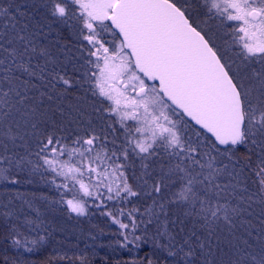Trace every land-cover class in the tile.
<instances>
[{"label":"snow or ice","instance_id":"6c2138e0","mask_svg":"<svg viewBox=\"0 0 264 264\" xmlns=\"http://www.w3.org/2000/svg\"><path fill=\"white\" fill-rule=\"evenodd\" d=\"M35 201L105 217L116 264H264V0H0L11 264L51 242Z\"/></svg>","mask_w":264,"mask_h":264},{"label":"trees","instance_id":"16d2710c","mask_svg":"<svg viewBox=\"0 0 264 264\" xmlns=\"http://www.w3.org/2000/svg\"><path fill=\"white\" fill-rule=\"evenodd\" d=\"M94 122L96 120L94 119ZM42 187L40 190L44 191L45 194H48V191L50 190V187L46 185H38ZM36 186V187H38ZM50 186V185H49ZM36 188L31 186H25L21 188V191H34ZM53 191V190H52ZM50 197L54 198L53 193H50ZM43 203V202H42ZM41 201H35L34 206H43ZM41 207V211L42 208ZM91 211H95V209H90ZM25 211H29L25 206ZM66 211V210H65ZM65 214L64 216L61 215L59 217L60 221V230L54 231L52 234L51 242L46 245L45 250L48 248V252H46L43 249H41L38 252H35L34 256L25 257L24 259L31 262V264H70V261L67 259L61 260V256L64 253H67L70 257H78L80 255L81 250L88 256V259L90 261V264H116L117 260H124L128 258V254L121 252L118 254H112L111 249L109 248H99L96 247L95 250H93V242L88 239V233L90 230H92V225L98 224L100 227H104L106 224V218L102 217L97 214L93 217L89 218H80V222L77 223L76 220L68 218L67 212L65 213L62 211V214ZM60 216L57 214V217ZM69 221V222H68ZM75 225L73 230L70 229V224ZM107 231V229H106ZM72 234V238H69V235ZM56 236V237H55ZM59 241H64L63 244L58 243ZM103 242H107L106 240ZM11 244V241H8L7 244L3 243L2 237H0V264H3V257L7 255L10 260L9 264H11V258H14L17 256V252L15 249L9 247ZM79 245L78 248H75V245ZM54 249L57 251L54 252ZM32 254V253H31ZM143 255V253H141ZM24 257V256H23Z\"/></svg>","mask_w":264,"mask_h":264},{"label":"rangeland","instance_id":"374dc122","mask_svg":"<svg viewBox=\"0 0 264 264\" xmlns=\"http://www.w3.org/2000/svg\"><path fill=\"white\" fill-rule=\"evenodd\" d=\"M41 186H42V184H41ZM47 186L50 187V190H51V191H48V194L47 195L50 197V193H53L54 198L59 199V195L56 192V190L54 188H52L51 186H49V185H47ZM38 188L41 189L42 187L38 186ZM42 204L44 205V203H42ZM37 207L41 208L43 206H37ZM65 210H64V212L66 213ZM42 212L44 213V217L43 218L47 222V224L50 226V230L52 231V233L54 231H56V232L59 231L60 230V226H59L60 221L58 219H59V217H61V215L64 216L65 214L64 213L62 214V211L59 210V209L57 211H51V210L47 209L46 207H43L42 208ZM57 214L60 215V216L57 217ZM81 218L83 219V218H86V217H81ZM73 220H75V219H73ZM69 221H70V219H69ZM74 227H75L74 223L73 224H70V229L71 230H73ZM52 236H54V235L52 234ZM69 238H72V234L69 235L68 239ZM45 248H44V250H45ZM45 251L48 252V248ZM34 255H35V253H32V254L31 253H23L24 258L25 257H29V256H34Z\"/></svg>","mask_w":264,"mask_h":264}]
</instances>
